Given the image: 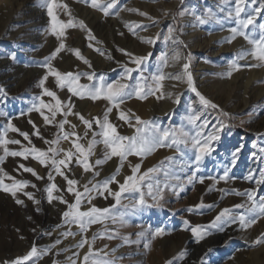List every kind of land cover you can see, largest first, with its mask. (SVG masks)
Here are the masks:
<instances>
[{
  "label": "snow or ice",
  "instance_id": "snow-or-ice-1",
  "mask_svg": "<svg viewBox=\"0 0 264 264\" xmlns=\"http://www.w3.org/2000/svg\"><path fill=\"white\" fill-rule=\"evenodd\" d=\"M85 3H89V0H84ZM234 8L227 12V17L235 24L234 27L229 29L231 35L226 38V43H232L237 37L243 38L249 45H251L250 51H241L236 55L235 59L229 63V71L227 76L230 78L233 71H239L245 65L238 63L240 60H244L251 57L257 63L247 65V67H264V23H258L257 18L262 11H264V2L260 7H257L250 12L246 11V5L248 0H233ZM119 0H90V6L93 9L100 10L105 17L112 14V10L116 9L115 15L119 16L120 11H127L138 13L142 17H147L152 23L159 24V20L155 19L147 12L140 11L136 8L120 7L118 8ZM45 6L47 8V14L51 18L50 34L54 36L59 45L55 50L45 58V62L42 67L47 71L39 81V87L42 89L40 96L34 97L30 107L27 109V114L37 113L43 118L44 125H54L57 129L54 134V138L47 139L42 134L40 127H38L31 119L29 124L32 125V135L41 139L46 149L35 146L30 134L27 131H22L16 127L12 120L9 119L3 130L0 131V149L3 150V154L0 155V165L4 163L8 157H20L24 161H27L30 157L32 160L38 162L43 166L47 172V179L50 183L44 188V192L47 194L48 203H52L54 200L59 201L61 204L66 205V209L62 213V224L56 225V228H62L64 225H76L81 235V240L77 243V248H83L85 244L88 245V252L83 257V264H115L114 260L106 259L100 256V252L93 251V245L95 241L99 239H114L118 235L116 231H108L107 221H111L112 224H118L120 227H124L128 224L130 215H136L143 211L145 208L160 207L161 202L165 199V191L170 190L174 195H179L185 191L186 184H193L198 182L204 184L205 179H210L213 183L208 187V191H216L221 196L234 194L236 196H244L246 199L244 202L235 204L232 207L222 208L215 217L206 225L196 224L191 225L190 221L184 220V225L188 226L185 230L191 231L192 236L195 238V242L199 243L204 240L206 236H209L216 232H224L226 228H230L233 225H238L240 229H248L255 225L260 219L264 218V195L258 196L260 186L264 185V168L259 169V176L256 177L253 172H249L244 177L245 180L255 181V188L247 189L243 192L237 189H225L217 188L216 185L222 181L228 184L230 181L235 180V176L230 175V167L225 166L223 174L219 177H204L197 176L200 171V166L203 164L207 157H210L215 151L214 143L219 141L220 132L227 126L223 121L218 125H214V131L205 134L203 131L207 127V121L201 120V114L197 113L193 108V104L197 101H193L188 106V115L185 119L187 125L191 128L181 124L179 126L162 127L155 120H143L140 116L136 115L131 109L125 110L122 106L127 101L135 98L140 101H146L149 97H154L157 100L169 99L172 103L179 105L182 93L165 91V81H174L178 84H184L187 90L194 93L198 98L199 105L202 108L217 109L219 106L213 103L210 99L206 98L198 89L193 79L190 69V63L184 62L182 69L179 72L166 71L168 68L175 67L180 64L182 60H187V57H183L180 51L181 46L186 47L184 41L180 38L182 32L177 34V28L174 25H170L167 28L166 33L157 32L154 36H138L137 29L147 31L149 25L140 24L136 22L126 23L125 27L130 33L140 40L141 43L155 46L158 41L163 40L167 51L161 53L157 57V63L154 71H149L148 62L152 58V52H148L144 55H137L124 48L118 50L127 57V62H119L117 64L122 69L117 79L109 82L104 74H97L95 70L92 71H68L61 72L53 66L52 61L66 49L65 36L66 30L69 28H76L86 31V39L89 41L88 47L94 48L96 44L101 43L96 40V37L92 34L91 30L87 28L84 21L74 20L71 15L69 5L58 4L57 0H46ZM55 8H61L65 15L69 16L67 21L58 19V16L54 14ZM243 14V15H242ZM164 15H168L167 12ZM180 16L185 15L184 12L179 13ZM214 14L209 11L208 18H212ZM175 20V17L173 18ZM201 25L205 24L207 20L205 18L196 17ZM258 32V36L254 33ZM123 35V33H120ZM100 55H105L103 49L94 48ZM68 51L74 54L76 58L83 61L89 69L92 68V64L86 59L79 49L69 48ZM109 59L112 57L109 55ZM12 59H15L13 54ZM131 65V66H129ZM136 73L134 76L133 74ZM147 73V74H146ZM49 77H54L55 86L60 89H66L70 96L67 100H62L57 92L46 87V82ZM86 78L88 83H81V78ZM177 83H173V88L178 86ZM44 97L51 98L49 101H45ZM73 98L80 100L89 99L93 102L104 101L106 104L105 110L102 116L86 119L78 111H74L75 103ZM117 113V119L123 121L128 127L134 129V133L131 136L122 135L118 131V125L113 122L110 115L113 111ZM2 114V113H0ZM25 112H21L20 115H25ZM61 116L62 119L57 120V116ZM224 117H228L229 113L222 112ZM70 116L78 117L79 121L85 126V132L83 136H80L76 132L77 125L72 124L69 120ZM70 125V130H65V126ZM94 125L95 129L94 130ZM9 132L18 133L23 137L24 141L28 142V146L21 143L19 139H10ZM91 132V139L87 140V143H82L81 140L86 138ZM71 142V146L65 150L62 148V141ZM20 145V150H10L8 145ZM102 144L103 152L102 158H97L94 161L91 159L96 155L97 146ZM255 147V145H253ZM168 148L174 150L176 155L166 157L165 160L160 161L157 165L147 168L141 172L143 160L148 156L155 153L158 149ZM240 148H236L232 153L231 164L234 166L237 159ZM261 157H256L253 153V157L259 159L264 163V148L260 149ZM191 153V155H189ZM130 156H136L140 158V163L132 165L129 162V168L131 170L130 175H125L121 182L118 177L121 174V170L128 162ZM113 158H118L119 164L115 171L108 177L102 180H96V177L100 176V167L111 161ZM79 167L83 170V173H92V179L83 184V191L78 188V180L71 178L75 175V169ZM19 169H22L25 173H30L37 180H43L44 176L39 175L36 170L30 166H26L24 163L18 165ZM177 168L180 170L189 168L191 174L186 179L182 178L178 174ZM55 173V176L53 175ZM163 174V179H160V174ZM59 176L66 181V187L61 189L55 183V178ZM12 180L11 184H6L4 178ZM30 182L28 180H16L10 177L9 174L0 167V190L11 193L12 196H16L18 192H23L29 200H32L37 205L40 201L37 200L32 192L24 191L29 187ZM112 185H116L114 189ZM32 188H36V184L30 185ZM54 193H60L54 195ZM66 195H71L73 200L70 202L66 199ZM98 197L108 199L111 197L115 203L110 207L96 206L93 201ZM146 197H150L152 203L149 204ZM128 199V203H122L123 200ZM18 204H22L23 201L17 199ZM87 203L89 207L87 210H81L82 205ZM117 206L124 209L123 211H117ZM214 205L204 204L201 200L200 203L189 207L188 211H199L204 208L212 209ZM241 209L242 211H235ZM101 224L104 225V231L94 234L89 240L83 234L86 233L92 225ZM35 231V229H33ZM51 235V233H46ZM78 233L72 231L61 232L60 235L67 238L69 236L75 237ZM165 234V229L156 228L151 233L152 238L162 237ZM138 237L143 233H137ZM124 242L132 243L127 236L120 237ZM61 240L57 239L54 244L46 248H37L35 245L27 252L26 255L18 257L12 261H4L3 264H26L28 261H32L33 258L39 259L44 255H48L52 248L59 245ZM253 246L264 244V234L258 237L252 242ZM145 248L150 247L149 244L144 245ZM107 248V245L104 246ZM62 251H68L63 249ZM116 249H112L114 253ZM77 258L79 253H73ZM108 254L105 253L106 257ZM72 260L71 257H68ZM122 259V257H121ZM53 264H57L56 261ZM72 264H76L75 260H72ZM200 264H205L202 259Z\"/></svg>",
  "mask_w": 264,
  "mask_h": 264
},
{
  "label": "rangeland",
  "instance_id": "rangeland-1",
  "mask_svg": "<svg viewBox=\"0 0 264 264\" xmlns=\"http://www.w3.org/2000/svg\"><path fill=\"white\" fill-rule=\"evenodd\" d=\"M170 1L171 0H165L166 3ZM189 1L190 0H180L176 9L174 10L173 18L175 17V20L172 18V23L177 28L179 33H181L184 29V19L183 16L179 15V13L187 10ZM262 2H264V0H262ZM45 3L46 0H12L11 6L15 11H17L14 12L15 19L21 18L23 20L20 22L15 21L10 23L7 26L5 32L2 30V34L0 35V113H2L0 114V131L3 130L8 120L11 119L16 127L20 128L22 131L29 132L30 138L32 139L35 146L42 149H46L47 145H45L41 139L32 135L34 130L32 125L28 122L29 119H31L38 127H40L42 134L47 139L54 138V134L56 133L57 129L54 125H44L43 118L40 117L39 114L34 112L27 114V109L30 107L33 98L40 96L41 94L42 89L39 87V81L47 71L42 67L43 63L45 62V58L48 57L59 45V41L50 34L49 29L51 18L47 14ZM57 3L68 4L70 6L69 8L71 10L72 18L77 21L81 19L82 21L85 20L83 17L85 10L91 12L94 11L93 13L99 16L103 15L100 10L93 9L90 6V0L89 3H85L84 0H74V5H71L68 0H57ZM119 7H121V4H118V8ZM115 11L116 9L112 10V14L109 16H115ZM54 14H56L60 20L67 21L69 19V16L65 15L61 8H55ZM42 21L45 22L41 24ZM84 23L87 28L91 30V27L86 22ZM31 24L35 26L33 27ZM154 26L155 25L152 24L149 27ZM123 30L125 32L123 31V35L120 34V36L111 30H108L111 34L109 32H105L99 36L91 30L92 34L94 33L93 35L96 37V40L100 42L102 41V43L99 44H95V41L92 42L94 44V48L103 49L105 55H100L96 50H94V48L88 47L89 41L86 39V31H83L78 27L69 28L66 30L65 36L66 49L61 52L52 62H61L67 56L72 55V58L76 61L74 62L73 60V64L70 67L57 69L61 72L95 70L97 74H104L106 79L111 82L112 80L117 79L120 72L122 71V69L117 64V61L127 62V57H125L118 50L119 48H126L123 42H120V39L122 38L127 40L133 34L124 28ZM139 32H143V30H137V34ZM158 32L166 33V26H159ZM117 36L118 38L120 37V39H118ZM136 44L138 45H135V47L131 46L126 50L137 55H144L148 52H152V58L148 62V70L154 71L155 65L157 63V57H159L162 52L167 51L163 40L161 39L158 41L157 44L151 49H149V47L148 49L147 47L144 48L145 46L143 45L146 44H143L138 40L136 41ZM184 44L186 45L185 41ZM240 44L241 45H238L239 48L237 47V49H242V51L251 50L252 46L249 44L248 46L245 40ZM69 48L80 49L82 55L92 64V68L89 69L88 66L83 63V61L76 58L73 53L68 51ZM185 52L186 57L191 59V51L187 46L185 47ZM13 54L15 55V59H12ZM90 55L91 57H89ZM109 55L112 57V59L108 58ZM235 57L236 55L232 56L230 60L232 61L235 59ZM244 60H247L245 61L246 63L243 61L238 62H242L241 65H245L247 69H256L257 71L261 70L263 73L261 78L259 77L256 79V84L250 86L246 90L248 96H246V98L250 102L246 107H242L245 102L243 98V85H245V82L247 81L248 70L247 72L245 70V72L237 76L236 83L231 81L229 84L230 86H223V84H221V86L225 87L226 89H229L230 87L237 88L234 98L232 97V99H234L232 102H225L222 97L219 98L216 95V97H209V93H207L208 90L204 91L197 87V89L206 98L210 99L213 103L219 106L217 109L202 108V106L198 103L197 97L192 92L186 97H182L181 95L180 104H173L169 112L170 117L167 116L166 118L161 117V115L157 113L159 108L152 105L154 97H149L146 101H140L133 98L127 101L124 106H122L125 110L131 109L143 120H155L162 127L179 126L183 124L186 127L191 128V126L187 125V121L185 119L186 115H188L187 106H189L191 102L197 101L195 104H193V108L197 113L201 114V120L198 121V124L202 123L203 121L208 122L207 127L203 129L205 134L214 131L213 126L218 125V123L221 121L227 125L220 132L219 141L214 143L215 151L210 157L205 159L203 164L200 166V171L197 173V176L219 177L223 174L225 166H228L231 169L230 175L235 176L236 179L230 181L228 184H225L222 181L220 184L216 185V187L225 189L234 188L241 192L256 187L254 180L248 181L245 180L244 177L248 175L249 172H253L254 175L258 177L259 169L264 168V163L252 155L255 153L256 157H261L262 154L260 149L264 148V90L262 94L263 98L255 99L259 88L264 87V67H247V65L255 64L257 61L253 60L251 57H248ZM106 64H111L112 67L110 69H106L104 68ZM39 69L42 72H39ZM181 69V67L174 68V72H179ZM7 74L10 75L8 76ZM133 75L135 76L136 73ZM7 82H11L9 84L10 86ZM81 83H88V81L86 78L82 77ZM173 83L178 84V82L174 81H165V91L168 89V87L176 90L184 86L182 91L187 89L186 85L184 84H178L177 87L173 88L171 86ZM45 86L56 91L57 95L62 100H67V98L70 96V93H68L66 89L60 90L55 86L54 77H49V80L46 82ZM221 94L224 95L223 92ZM44 99L47 102L51 98L44 97ZM73 101L75 103L74 111L80 112L85 116L86 119L102 116L106 107L104 101L93 102L89 99L80 100L78 98H73ZM156 103L158 102L156 101ZM167 103L172 104V101L168 99ZM217 111H220L221 114L222 112H227L229 113V116L224 118V116L219 115ZM21 112H25L26 114L22 116L20 115ZM110 118L118 125V131L122 135L131 136L134 133V129L128 127V125L123 121H119L117 119V113L115 110L110 115ZM59 119H62V117L58 115L57 120ZM226 119H229L233 125L229 124ZM69 120L72 124L77 125L76 132L80 136H83L85 132V126L81 121H79L78 117L70 116ZM65 130H70V125H66ZM94 130H98L95 129V125ZM8 136L10 139H19L23 145L28 146V142L24 141L23 137L19 136L18 133L9 132ZM88 139H91V132H89L88 136L81 140V142L86 144ZM253 145H255V147H253ZM60 146L67 150L71 146V142L70 140L62 141ZM8 147L10 150H20V145L10 144ZM103 147L104 146L102 144L97 146L96 155L91 158L93 161L97 158H102ZM238 147L241 150L238 153V159L233 166L231 164L232 153ZM2 154L3 150L0 149V155ZM174 155H176L174 150L168 148L158 149L155 153L143 160L141 172L145 171L149 167L157 165L160 161L165 160L166 157ZM189 155H191V153H189ZM129 162L132 165H135L136 163H140V158L136 156H130L128 158V162L125 163V166L121 170V174L118 177L121 182L123 181V177L125 175L131 174ZM20 163H24L26 166L34 168L39 175L44 176V179L37 180L30 173L23 172L22 169L21 170L23 174L19 175L18 165ZM118 164V158H113L111 161L97 169L100 171V176L96 177L95 179L102 180L110 176L115 171ZM0 167H3L9 176L15 178L16 180H28L30 185L33 183L36 184V188H32L29 185V187H27L24 191L32 192L35 198L40 201V204L37 205L32 200H29L23 192H18L14 197L11 195V193L0 190L1 194L9 195L23 201L22 204L17 203L16 209L17 211H20H18L17 217L15 218L12 225L8 227L7 234L13 235L14 233V235L18 238V241H24L23 239L29 241L32 234L34 233L33 229L36 231V229L39 228L38 220L42 216L46 218L52 209L55 210L59 208L61 212V218L57 223H50L47 228L51 230L57 229L56 224H62V213L67 209L66 205L61 204L56 200H54L52 203H48L47 194L43 191L44 188L50 183L46 175L47 170L38 162L32 160L31 157L27 161H24L20 157H8L4 163L0 165ZM177 171L178 174H180L184 179H186L187 176L191 174V170L189 168H184L182 170L177 168ZM53 175L55 176V173H53ZM6 178H4L6 184H11L12 180ZM71 178H76L78 180V188L83 191L82 186L92 179V173H83V170L77 167L75 169V175ZM160 179H163L162 173L160 174ZM54 182L57 183L58 187L61 189L66 187V181H64L62 177L57 176ZM212 183V180L205 179L204 184H200L198 182L186 184L185 191L179 195H174L170 190H166L165 199L161 202L162 206L145 208L136 215H130L127 217L128 224L124 227H120L118 224H112L111 221H107L106 224L108 231H116L118 235L116 238L111 240L106 238H98L93 245V251L95 252L103 249V251L100 252V256L106 259L114 260L115 264H195L199 258L203 257H205V264H239V262L240 264H264V261L262 262L259 260H255L251 263L248 261H245V263L244 261L234 262L236 253L241 250L247 252V250L253 248L256 249L261 246L264 248V244L255 246L252 244L255 239L261 237V234H264V218L260 219L255 225L248 229L242 230L238 225H233L230 228H226L224 232L213 231V233H217L216 237L207 240L208 236H206L205 239L199 243L195 242V238L192 236L190 229L185 230L188 228V226L184 225V220L190 221L192 226L196 224L206 225L222 208L232 207L235 204L244 202L246 199L244 196H236L234 194L221 196L219 192H209L208 187ZM112 187L114 189L117 188L116 185H112ZM59 194L60 193H54V195ZM259 195H264V185L260 186L258 191V196ZM65 198L70 202L73 200L71 195H66ZM146 199L148 200L149 204L152 203L150 197H146ZM201 200L204 204H212L214 207L212 209L204 208L193 212L188 211L189 207L200 203ZM128 202V199L122 201V203ZM93 203L99 207H110L115 203V201L111 197H108V199L98 197L93 201ZM87 207H89V205H87L85 202V204L82 205L81 210H87ZM123 210L124 209L117 206V211ZM235 211L239 212L242 210L237 209ZM21 214L24 215V220L21 219ZM156 228L165 229V234L162 237L153 239L151 233L154 232ZM89 229L90 230L84 233V236H86L89 240H91L94 234L105 230L104 225L101 224L92 225ZM69 230L76 233L79 231L76 225H64L61 229L62 232ZM1 231L2 228H0V235L2 234ZM140 232H142L143 235L138 237L136 234ZM190 235L191 239H187L186 237ZM123 236H127L129 240L132 241V243L126 244L124 240L120 238ZM248 239L251 241V243H246ZM149 243L150 247L145 248L144 245ZM105 245H107V248L104 247ZM118 247H121V250H116L113 253L112 249ZM81 249L84 250V256L88 252V245L85 244V246ZM105 253L108 254L106 257L104 256ZM8 256L9 255H0V264H3L4 261H12L17 258L16 256Z\"/></svg>",
  "mask_w": 264,
  "mask_h": 264
},
{
  "label": "bare ground",
  "instance_id": "bare-ground-1",
  "mask_svg": "<svg viewBox=\"0 0 264 264\" xmlns=\"http://www.w3.org/2000/svg\"><path fill=\"white\" fill-rule=\"evenodd\" d=\"M179 1L180 0H171L170 2L166 3L165 0H119V4H121V7L136 8V9H139L140 11L147 12L149 15L159 20V24H155L154 27H149L147 31L138 33V36H154L158 32L159 26H162V27L163 25L166 26V32H167L168 26L173 25L172 18L174 15V10L176 9ZM68 2L71 5H74V0H68ZM11 3H12V0H0V22H1L0 23V35L2 34L1 32L2 30L5 32L7 26L10 23L15 22V21L20 22L21 20H23L21 18L15 19L14 12H17V11L14 10V8L11 6L12 5ZM261 3H262V0H248V3L246 5V11L250 12L251 10L257 7H260ZM234 6L235 5H234L233 0H190L188 3V8L186 7L187 10L184 11L185 13V15H183L184 29L182 31V35L180 36V38L186 42V46L190 49L191 59L188 58L187 60H182L180 64H177L175 67L168 68L166 69V71L174 72V68H178V67L182 68V64L184 62H189L190 63L189 70L192 73L193 79L197 87H199L200 89L204 91L208 90L209 92L207 91V93H209V97H213L216 95L219 98L222 97L225 102H232V100H234L232 99V97L234 98L237 92V88L230 87L229 89H226L225 87H222L221 84H223V86L224 85L226 86V85H229L231 81L236 83L237 76L245 72V70L246 72L248 70L247 81L245 82V85H243V95H244L243 98L245 102L242 107H246L250 103L249 100H247L246 98L247 96L246 90L250 86L255 85L257 82L256 79L259 77L261 78L263 73L261 70L257 71L256 69H247L246 67H242L239 71H233L230 78L227 76V72L229 71V63L231 61L230 58H232V56L234 55L239 54L242 51V49H237V47L238 45H241L240 44L241 42L243 43L244 41L243 38L237 37V39L234 40L232 43L225 42L226 38L231 35L229 29L235 26L234 22L227 17V12L230 9L234 8ZM209 11L214 14L212 18L210 19L208 18ZM93 12L94 11L91 12V11L85 10L84 12L85 14L83 15L85 19L84 22H86L91 27V30L94 33H96V35H99V36L105 32L108 33L109 32L108 30L113 31L114 33H117L120 36V33H123L124 31L123 28L128 30L125 27L126 23L136 22L140 24H146L149 26L153 24L152 21L148 20L147 17H142L138 13L121 11L119 16L115 15L113 17L112 16L105 17L104 15L99 16ZM165 12H167L168 15L165 16L164 15ZM196 17L205 18L207 22L201 25L199 21L196 19ZM263 21H264V11H262L257 18L258 23H263ZM44 22L45 21H42L41 24H43ZM31 25L33 27L35 26L33 24ZM177 34H179L178 31H177ZM254 35L258 36V32L254 33ZM131 37L126 40L122 38L120 39V37L118 38L117 36V38L121 40L120 42H123V44L125 45L126 48L124 49H127L131 46L135 47V45H138L136 44V41L137 40L140 41V40L137 38V36L132 35ZM143 46H145L144 48L147 47V49L148 47L149 49L153 47L150 45H143ZM180 51H181L182 56L186 57L185 47L181 46ZM89 57H91V55ZM73 60L74 59L72 58V55H71V56H67L66 58H64L63 61L61 62H52V63L54 67L61 69L63 67H70L73 64ZM75 61L76 60H74V62ZM240 61L245 62L247 60H240ZM238 63L242 64V62H238ZM111 67H112L111 64H106L104 66V68L106 69H110ZM38 71L40 72L41 70L39 69ZM10 83L11 82H9L8 85ZM183 88L184 86L181 87L180 89L174 90L168 87V89H166V92L167 91H172L174 93L180 92L182 93V97L189 96L191 92L187 89L185 91L184 90L182 91ZM263 90H264V87L259 88V91L257 92V96L255 97V99L263 98L262 96ZM222 92L224 93V95L221 94ZM167 100L168 99H162L161 101H159L154 98L152 101V105L159 108L157 113L161 115V117H164V118L170 115L169 114L170 109L174 104V103L168 104ZM156 101L158 103H156ZM18 174L19 175L23 174L21 169L18 170ZM16 201H17L16 198L0 193V228H2L1 233L3 234V235L2 234L0 235V255L1 256L9 255L12 257L16 256L17 258L18 256L22 257L27 254V252L31 249L33 245H35L38 249L46 248L54 244L55 241L59 239L61 240V243L59 245H56L55 248H52L48 255H44L40 257L39 259L34 257L32 261H28L26 262V264H53L54 261H56L57 264H72V260H75L76 264H83L84 250L76 247L77 243L81 240V235L79 234V231H77L78 234L75 237L69 236L65 238L60 235V233L62 232L61 231L62 228H57L53 230L47 229L50 223H57L59 219L61 218V212L59 208L55 210L52 209L50 214L46 218L42 216L38 220L39 228L36 229V231H34L29 241L25 239H23L24 241H18V238L14 235V233L13 235H8L7 234L8 227L12 225L15 218L17 217L18 211H20V210L17 211L16 209L17 207ZM21 219L24 220V215L22 214H21ZM49 232L51 233V235L46 234ZM186 238L191 239V235L187 236ZM246 243H251V241L248 239ZM65 248L68 249V251L66 252L62 251ZM115 249L121 250V247H118ZM73 253H79V257L77 258L76 256L73 255ZM68 257H71L72 260H69ZM202 259L205 260V257L199 258L195 262V264H200V261ZM255 260H259L262 262L264 261L263 246L256 248V249L253 248V249L247 250V252L243 250L237 252L234 262L244 261L245 263V261H248L251 263Z\"/></svg>",
  "mask_w": 264,
  "mask_h": 264
},
{
  "label": "water",
  "instance_id": "water-1",
  "mask_svg": "<svg viewBox=\"0 0 264 264\" xmlns=\"http://www.w3.org/2000/svg\"><path fill=\"white\" fill-rule=\"evenodd\" d=\"M216 236H217V233H212L211 235L208 236L207 239H209V238H213V237H216Z\"/></svg>",
  "mask_w": 264,
  "mask_h": 264
},
{
  "label": "trees",
  "instance_id": "trees-1",
  "mask_svg": "<svg viewBox=\"0 0 264 264\" xmlns=\"http://www.w3.org/2000/svg\"><path fill=\"white\" fill-rule=\"evenodd\" d=\"M217 113L219 114V115H221L222 116V114L220 113V111H217ZM225 118V117H224ZM227 120V122H229V124H231V125H233L231 122H230V120L229 119H226Z\"/></svg>",
  "mask_w": 264,
  "mask_h": 264
}]
</instances>
